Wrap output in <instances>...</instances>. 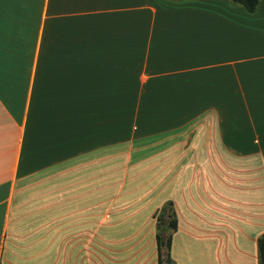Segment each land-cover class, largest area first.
Here are the masks:
<instances>
[{"label": "crops", "instance_id": "1", "mask_svg": "<svg viewBox=\"0 0 264 264\" xmlns=\"http://www.w3.org/2000/svg\"><path fill=\"white\" fill-rule=\"evenodd\" d=\"M263 1L0 0V264H257Z\"/></svg>", "mask_w": 264, "mask_h": 264}, {"label": "trees", "instance_id": "2", "mask_svg": "<svg viewBox=\"0 0 264 264\" xmlns=\"http://www.w3.org/2000/svg\"><path fill=\"white\" fill-rule=\"evenodd\" d=\"M232 2L238 3L247 12L251 13L255 10L259 0H231ZM158 229L165 227L166 229L175 228V219L173 212L169 204L164 205L157 217ZM170 236L165 235L164 232L159 230L155 234V246H156V264H162L163 258L168 256ZM257 247V264H264V234H262L256 241ZM170 263V260H168ZM167 263V264H169Z\"/></svg>", "mask_w": 264, "mask_h": 264}, {"label": "rangeland", "instance_id": "3", "mask_svg": "<svg viewBox=\"0 0 264 264\" xmlns=\"http://www.w3.org/2000/svg\"><path fill=\"white\" fill-rule=\"evenodd\" d=\"M262 3L263 4L259 8L261 10H264V1ZM205 116H207V114ZM208 116L210 117V118L208 117L209 121L212 122L213 116L211 114H209ZM197 121H201V120L195 119L193 122H197ZM188 247H189L188 250L186 249V251H183V253L186 254V258L181 259V258L176 257V259H173V258L169 259V258L165 257L162 260L163 261L162 264L169 263L168 260H170L169 264H203L202 262H207L206 264H216L218 260L220 261L221 264H223V262L225 261V260H223L222 252L219 253L218 258H217L216 256L213 255V252H208V250H207V251H205V252H207L206 257H205L203 255H200L201 252H204V251L198 248V243L192 242L190 244V246L188 245ZM187 257H189V258L187 259Z\"/></svg>", "mask_w": 264, "mask_h": 264}]
</instances>
